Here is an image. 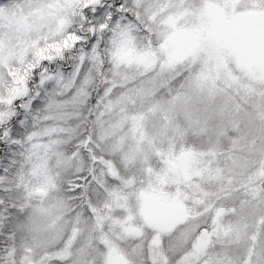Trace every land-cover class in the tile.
<instances>
[{"label": "snow or ice", "instance_id": "1", "mask_svg": "<svg viewBox=\"0 0 264 264\" xmlns=\"http://www.w3.org/2000/svg\"><path fill=\"white\" fill-rule=\"evenodd\" d=\"M0 264H264V0H0Z\"/></svg>", "mask_w": 264, "mask_h": 264}]
</instances>
